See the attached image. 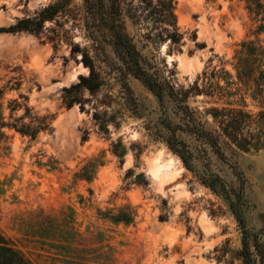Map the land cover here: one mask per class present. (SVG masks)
<instances>
[{
  "label": "rangeland",
  "instance_id": "1",
  "mask_svg": "<svg viewBox=\"0 0 264 264\" xmlns=\"http://www.w3.org/2000/svg\"><path fill=\"white\" fill-rule=\"evenodd\" d=\"M54 2L0 0V27L33 20ZM79 4L36 33L0 34L1 241L27 264H241L227 202L148 135L159 109L138 81L130 79L136 112L123 99L110 106L105 86L81 90L80 103L66 108L62 89L89 74V43L71 27ZM171 11L185 32L180 50L164 41L153 53L184 87L219 69L241 42L264 44V15L243 0H171ZM22 126L32 137L12 128ZM232 160L244 183L242 215L264 248V149ZM226 180L239 185L229 173Z\"/></svg>",
  "mask_w": 264,
  "mask_h": 264
},
{
  "label": "trees",
  "instance_id": "2",
  "mask_svg": "<svg viewBox=\"0 0 264 264\" xmlns=\"http://www.w3.org/2000/svg\"><path fill=\"white\" fill-rule=\"evenodd\" d=\"M79 1L71 27L89 43L83 54L89 74L62 89L66 108L80 103L77 94L81 90L94 93L105 86L104 98L110 106L120 107L123 99V105H132L130 110L136 112L137 99L130 79L138 81L154 97L159 109L154 131L147 128L148 135L162 142L201 185L227 202L241 233L236 252L240 263L264 264V248L257 234L247 228L241 212L244 183L232 160L241 153L264 149V44L241 42L229 60L218 59L219 69L212 67L202 72L184 87L172 80V74L165 75L163 59L153 53L164 41L169 52L179 51L184 39L185 32L174 21L171 0ZM243 1L250 13L264 15V0ZM72 2L55 0L33 20L0 27V34L36 33L45 21L60 14L69 18ZM128 23L137 27V34L130 33ZM195 40L193 35L195 46L204 47ZM225 64L232 73L225 70ZM113 87L119 88L118 95H113ZM198 96L205 101L196 104ZM12 128L32 137L23 126ZM228 173L239 182L236 188L228 185ZM0 264L27 262L0 239Z\"/></svg>",
  "mask_w": 264,
  "mask_h": 264
}]
</instances>
